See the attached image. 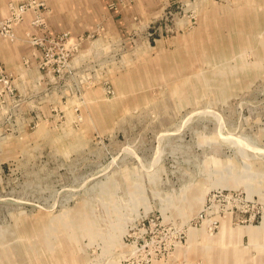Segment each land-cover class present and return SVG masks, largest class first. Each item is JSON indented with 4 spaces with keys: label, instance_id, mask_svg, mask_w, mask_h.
I'll return each instance as SVG.
<instances>
[{
    "label": "rangeland",
    "instance_id": "obj_1",
    "mask_svg": "<svg viewBox=\"0 0 264 264\" xmlns=\"http://www.w3.org/2000/svg\"><path fill=\"white\" fill-rule=\"evenodd\" d=\"M30 14L0 35L27 50L0 63L17 93L0 264H264V0L176 2L128 36L97 24L60 70Z\"/></svg>",
    "mask_w": 264,
    "mask_h": 264
},
{
    "label": "crops",
    "instance_id": "obj_2",
    "mask_svg": "<svg viewBox=\"0 0 264 264\" xmlns=\"http://www.w3.org/2000/svg\"><path fill=\"white\" fill-rule=\"evenodd\" d=\"M11 1L0 0V21L7 18L8 4ZM52 9L48 18L49 29L53 34L70 33L80 36L90 32L95 25L103 23L112 33L128 36L153 27L161 18L167 5L186 0H45ZM31 14L28 13L25 25ZM27 52L19 45H13L0 39V63L12 68L19 63L21 56ZM40 55V51L36 50ZM35 52V53H36ZM36 55V54H35ZM40 59V56L38 57Z\"/></svg>",
    "mask_w": 264,
    "mask_h": 264
},
{
    "label": "built area",
    "instance_id": "obj_3",
    "mask_svg": "<svg viewBox=\"0 0 264 264\" xmlns=\"http://www.w3.org/2000/svg\"><path fill=\"white\" fill-rule=\"evenodd\" d=\"M45 4L40 0H23L8 4L9 15L0 23V35L6 39L15 38V28L25 20L28 13H32L31 30L27 34L28 41L40 51V65L43 69L53 67L60 70L62 61H69L74 53H78L83 36H71L70 33L53 34L47 25V15L42 9ZM71 60V59H70ZM17 97L11 74L0 68V108L7 106L8 101L14 102Z\"/></svg>",
    "mask_w": 264,
    "mask_h": 264
},
{
    "label": "bare ground",
    "instance_id": "obj_4",
    "mask_svg": "<svg viewBox=\"0 0 264 264\" xmlns=\"http://www.w3.org/2000/svg\"><path fill=\"white\" fill-rule=\"evenodd\" d=\"M178 84H179V83H178ZM186 85H187V84H186ZM188 86H189V85H188ZM181 88H182V87H181ZM191 89H192V88H191ZM131 90H132V89H131ZM179 91H180V90H179ZM188 91H190V89H189ZM173 92H174V91H173ZM190 93H191V92H190ZM174 94H175V93H174ZM174 94H173V95H174ZM176 95H177V94H176ZM111 107H112V106H111ZM93 109H95V108H93ZM101 127H102V126H101Z\"/></svg>",
    "mask_w": 264,
    "mask_h": 264
}]
</instances>
